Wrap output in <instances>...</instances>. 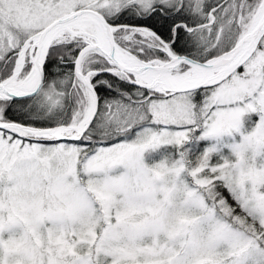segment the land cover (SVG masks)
I'll return each instance as SVG.
<instances>
[{
  "label": "snow or ice",
  "instance_id": "obj_1",
  "mask_svg": "<svg viewBox=\"0 0 264 264\" xmlns=\"http://www.w3.org/2000/svg\"><path fill=\"white\" fill-rule=\"evenodd\" d=\"M0 264H264V0H0Z\"/></svg>",
  "mask_w": 264,
  "mask_h": 264
}]
</instances>
